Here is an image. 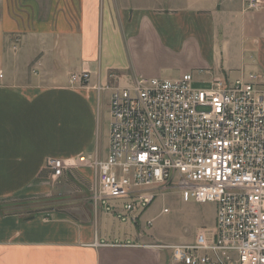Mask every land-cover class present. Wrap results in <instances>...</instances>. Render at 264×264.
I'll return each mask as SVG.
<instances>
[{
    "label": "crops",
    "instance_id": "0c3cea01",
    "mask_svg": "<svg viewBox=\"0 0 264 264\" xmlns=\"http://www.w3.org/2000/svg\"><path fill=\"white\" fill-rule=\"evenodd\" d=\"M199 52L217 69L186 72L198 82L253 74L264 86V8L248 11L244 0H0V264H170L169 251L141 241L144 224L123 226L94 206L86 221L25 217L19 205L51 195L47 160L106 158L115 88L137 77L175 80L186 74L179 58ZM83 72L87 83L71 85ZM82 172L92 170L71 173L89 185Z\"/></svg>",
    "mask_w": 264,
    "mask_h": 264
},
{
    "label": "built area",
    "instance_id": "2783aa9c",
    "mask_svg": "<svg viewBox=\"0 0 264 264\" xmlns=\"http://www.w3.org/2000/svg\"><path fill=\"white\" fill-rule=\"evenodd\" d=\"M244 2L248 11L264 8V0ZM88 79L85 72L72 75L70 84ZM192 84L186 73L175 80L137 77L115 88L106 158L49 159L45 170L56 180L90 168L95 209L104 203L134 225L170 195L213 204V227L198 229L191 243L145 245L169 251L170 264H264V86L253 74L214 80L206 89Z\"/></svg>",
    "mask_w": 264,
    "mask_h": 264
},
{
    "label": "rangeland",
    "instance_id": "374dc122",
    "mask_svg": "<svg viewBox=\"0 0 264 264\" xmlns=\"http://www.w3.org/2000/svg\"><path fill=\"white\" fill-rule=\"evenodd\" d=\"M45 6L49 0H39ZM52 2V1H51ZM206 60V61H205ZM178 73L195 72L201 70H216L217 64L203 54H192L181 57L178 60ZM194 76L192 87L195 89H206L209 83L198 82ZM82 176L93 179V173L82 172ZM52 188L51 195L44 198H36L31 203L20 204L19 211L30 217L33 215L50 216L56 213H65L78 221H86L94 215L91 197V186L85 184L83 179L76 173H69L68 177L50 180ZM103 206L97 208L99 217L107 216L115 219L121 225L133 223L122 216H115L109 209ZM169 210L168 214H161L162 208ZM146 220H153L150 229H140L141 241L146 245L162 243L188 244L194 240L195 233L200 228H212L215 220V206L213 204L182 203L178 197L168 196L164 201L156 200L142 215L140 224ZM140 239V237H139Z\"/></svg>",
    "mask_w": 264,
    "mask_h": 264
}]
</instances>
